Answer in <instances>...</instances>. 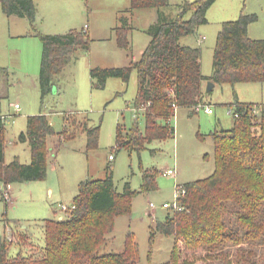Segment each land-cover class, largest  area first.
<instances>
[{
    "label": "rangeland",
    "instance_id": "rangeland-1",
    "mask_svg": "<svg viewBox=\"0 0 264 264\" xmlns=\"http://www.w3.org/2000/svg\"><path fill=\"white\" fill-rule=\"evenodd\" d=\"M185 1L198 0H170V5L162 11L174 19L179 14L178 6ZM35 3L37 16L33 24L6 16L0 3V114L8 117L4 122L5 165L15 159L24 165L31 163L30 145L19 141L21 133L27 130L29 117L46 115L55 134L48 141L46 179L16 183L10 190H4L2 199L6 202L0 199V236L11 242L12 257L29 251L43 253L45 222L65 220L70 212H64L61 207L73 206L80 184L105 179L111 173L117 192L123 193L129 184L135 197L131 213L115 218L114 231L98 256L123 253L128 238L132 237L138 245L140 264L168 263L175 237L153 236L157 223L173 213L172 208L163 205L176 202L177 186L214 174L213 134L233 127L232 106L236 101L264 105V83L217 85L206 98L213 114H208L205 108L196 112L180 107L171 119L175 136L116 150L119 128L125 144L146 133V109L138 111L135 105L138 72L131 73L128 83L109 78L100 87L98 80L92 81L91 71L129 68L139 61L151 42L147 32L156 23L158 10L125 14L131 8V0H35ZM122 13L130 17L132 27L128 49L118 45L114 32L120 26ZM241 15L257 17L248 35L253 40L264 39V0H217L208 12V23L181 39L182 46L201 51L204 77L213 75L214 53L222 25L237 21ZM70 32L83 34L89 48L74 49L69 63L55 77L52 93L42 100L40 35ZM84 124L99 127L97 150L88 149ZM111 156H114L112 161ZM168 170L175 171L176 176L165 175ZM146 174L154 175L155 189L145 190ZM251 248L254 256L250 264H264V245L253 248L247 244L225 250L227 259L210 264L244 260ZM241 255H245L243 259Z\"/></svg>",
    "mask_w": 264,
    "mask_h": 264
},
{
    "label": "trees",
    "instance_id": "trees-1",
    "mask_svg": "<svg viewBox=\"0 0 264 264\" xmlns=\"http://www.w3.org/2000/svg\"><path fill=\"white\" fill-rule=\"evenodd\" d=\"M216 1H185L178 6L177 17L170 19L162 11L170 5V0H131V8L125 14L142 9L158 10L157 21L147 32L151 37L149 46L129 68L91 71L92 81L98 80L100 87L109 78L128 83L131 73L138 72L135 105L138 111L146 109V133L125 144L119 128L116 150L175 136L170 121L174 116L173 105L197 112L198 106L207 105L206 82L215 85L264 83V39L253 40L248 35L250 25L257 22L255 15H241L237 21L222 25L210 78L202 74L201 51L181 45L182 38L208 23V12ZM0 3L6 16L35 22V0H0ZM119 24L114 30L117 43L128 49L130 17L122 13ZM40 39L43 56L39 81L44 100L52 93L54 79L69 63L74 49L87 50L89 42L77 32L40 35ZM254 106L260 108L257 116L251 113ZM232 107L234 114L239 115L233 117V127L213 134L214 174L183 185L186 193L178 199V208H172L173 213L164 222L157 223L153 231V236L175 237L171 259L166 264H210L227 259L225 250L232 247L264 245V105L236 101ZM3 117L0 115V199L6 202L2 196L9 186L46 179L48 141L55 130L46 115L29 117L27 130L21 133L19 141L30 145L32 161L24 165L15 159L5 165ZM82 128L88 133V149L97 150L99 127L84 124ZM153 177L146 174V191L156 188ZM134 197L129 184L123 193L117 192L111 173L105 179L84 181L69 216L65 220L45 222L43 253L29 251L12 257L11 242L0 236V264H140L138 245L132 237L128 238L123 253L98 256L114 231L115 218L131 213ZM253 256L251 248L246 259L227 264L246 261L250 264Z\"/></svg>",
    "mask_w": 264,
    "mask_h": 264
},
{
    "label": "built area",
    "instance_id": "built-area-1",
    "mask_svg": "<svg viewBox=\"0 0 264 264\" xmlns=\"http://www.w3.org/2000/svg\"><path fill=\"white\" fill-rule=\"evenodd\" d=\"M204 108L206 109V112H207L208 114H213V111L211 110V108H210L209 105H205V106L200 105V106H198V107L196 108V110H197V112H198L200 109H204ZM15 109H16V110H20L19 105H15ZM173 109H174V116H173V117H175L178 108H177L176 105H173ZM259 109H260V108H259L258 106H254L253 108H251V113H252V115H253V116H257V115L259 114V111H260ZM142 110H143V109H142ZM230 113H232V112L230 111ZM234 116H235V117H238L239 115H238V114H234V112H233V117H234ZM6 119H8V117L4 116V117H3V121H6ZM257 120H258V119H257ZM170 121H171V120H170ZM110 160H111V161L114 160V156H111V157H110ZM165 175H167V176H176V172H175V171H172V170H168V171L165 173ZM6 193H7V192H6ZM185 193H186V191H185V189H184L182 186H177L176 202H175L174 204H172V205L164 204L163 207H164V208H173V209H177V208H178V199H179L180 197L184 196ZM6 196H8V194H7ZM8 201H9V198H8ZM150 206H151L152 209H154V210L156 209V207H155L153 204H151ZM61 209H62L64 212H71L72 207H71V208H68V207H66V206H62Z\"/></svg>",
    "mask_w": 264,
    "mask_h": 264
},
{
    "label": "water",
    "instance_id": "water-1",
    "mask_svg": "<svg viewBox=\"0 0 264 264\" xmlns=\"http://www.w3.org/2000/svg\"><path fill=\"white\" fill-rule=\"evenodd\" d=\"M215 88V84L213 82L207 83V93L212 92V90Z\"/></svg>",
    "mask_w": 264,
    "mask_h": 264
},
{
    "label": "crops",
    "instance_id": "crops-1",
    "mask_svg": "<svg viewBox=\"0 0 264 264\" xmlns=\"http://www.w3.org/2000/svg\"><path fill=\"white\" fill-rule=\"evenodd\" d=\"M142 10H145V9H142ZM137 11H141V10H136V11H134V13L133 14H135ZM20 19V18H19ZM253 38V37H252ZM217 85H215V87H216ZM1 115V114H0ZM3 116V115H2ZM7 117V116H6ZM49 143V142H48ZM9 188V190H10V186L8 187Z\"/></svg>",
    "mask_w": 264,
    "mask_h": 264
}]
</instances>
